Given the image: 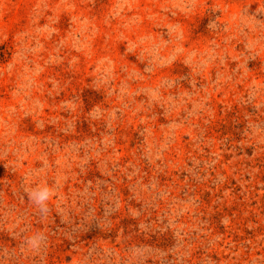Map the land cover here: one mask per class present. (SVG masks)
Segmentation results:
<instances>
[{"label": "rangeland", "instance_id": "obj_1", "mask_svg": "<svg viewBox=\"0 0 264 264\" xmlns=\"http://www.w3.org/2000/svg\"><path fill=\"white\" fill-rule=\"evenodd\" d=\"M0 264H264V0H0Z\"/></svg>", "mask_w": 264, "mask_h": 264}, {"label": "clouds", "instance_id": "obj_2", "mask_svg": "<svg viewBox=\"0 0 264 264\" xmlns=\"http://www.w3.org/2000/svg\"><path fill=\"white\" fill-rule=\"evenodd\" d=\"M46 196H47V192L46 191L41 192V193L38 194L39 200H43ZM33 242H36V241L34 240Z\"/></svg>", "mask_w": 264, "mask_h": 264}]
</instances>
